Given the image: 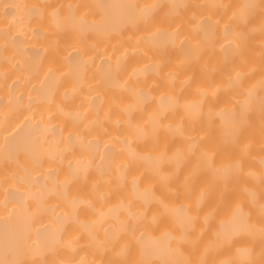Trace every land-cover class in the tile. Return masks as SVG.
Returning <instances> with one entry per match:
<instances>
[{
	"label": "bare ground",
	"instance_id": "bare-ground-1",
	"mask_svg": "<svg viewBox=\"0 0 264 264\" xmlns=\"http://www.w3.org/2000/svg\"><path fill=\"white\" fill-rule=\"evenodd\" d=\"M0 264H264V0H0Z\"/></svg>",
	"mask_w": 264,
	"mask_h": 264
}]
</instances>
